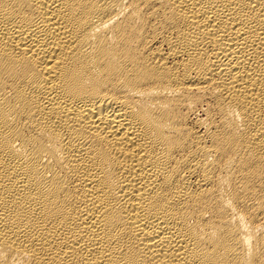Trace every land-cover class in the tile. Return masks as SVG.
Returning a JSON list of instances; mask_svg holds the SVG:
<instances>
[{
  "label": "bare ground",
  "instance_id": "obj_1",
  "mask_svg": "<svg viewBox=\"0 0 264 264\" xmlns=\"http://www.w3.org/2000/svg\"><path fill=\"white\" fill-rule=\"evenodd\" d=\"M0 264H264V0H0Z\"/></svg>",
  "mask_w": 264,
  "mask_h": 264
}]
</instances>
